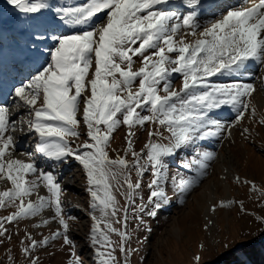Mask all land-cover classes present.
<instances>
[{"label":"snow or ice","instance_id":"snow-or-ice-1","mask_svg":"<svg viewBox=\"0 0 264 264\" xmlns=\"http://www.w3.org/2000/svg\"><path fill=\"white\" fill-rule=\"evenodd\" d=\"M5 2L27 17L29 54L24 63L30 67L25 73L20 65L14 66L24 75L20 82L0 78V182L11 184L0 190V208L17 209L0 218V236L7 232L5 222L39 216L41 223L36 227L56 220L63 231L57 230L41 241L28 234L30 244L23 252L30 264H38L34 252L47 246L50 239L62 237L65 244L75 247L65 219V190L56 174L61 166L75 160L84 170L91 197L89 239L95 264H118L110 233L120 236L119 250L126 257L130 250L125 245L131 237L126 231L127 209L125 230L115 228L110 219L120 210L112 181L120 186L122 176L129 189L127 199L134 203L142 180L132 183L131 169L135 168L140 177L150 170L147 203L153 207L147 215L154 217L156 210L168 203L169 180L180 193H189L207 175L217 153L203 150L199 158L182 160L184 169L193 170L195 165L194 174L188 177L179 171L169 176L174 159L182 152L203 149L204 141L230 137L232 128L249 110L252 117L256 116L251 104L255 85L235 78L250 71V62L264 68V0H252L248 7L244 4L249 0H243L207 19L203 0ZM100 13L106 15L101 17ZM187 36L194 38L191 43L185 42ZM134 57L143 64L138 70H133ZM215 76L234 79L215 83ZM174 77L182 80L179 90ZM137 79L139 87L134 91ZM222 109L235 114L227 127L218 117ZM149 123L159 128L148 132V143L136 152L133 129ZM259 123L264 125V118ZM81 124L88 139L78 142ZM121 125L128 129L127 149L124 156L111 159L110 141ZM244 133L249 129L244 128ZM29 140L34 141V153L47 170L38 166L33 153L17 152L18 145ZM129 153L132 161L126 158ZM41 188L47 195H40ZM233 203L229 200L221 206ZM146 208L147 204H141L139 211ZM45 210H52L54 215L43 218ZM120 222L117 218L116 223ZM6 238L11 240L10 235ZM72 255L70 264H82L74 251Z\"/></svg>","mask_w":264,"mask_h":264},{"label":"rangeland","instance_id":"rangeland-1","mask_svg":"<svg viewBox=\"0 0 264 264\" xmlns=\"http://www.w3.org/2000/svg\"><path fill=\"white\" fill-rule=\"evenodd\" d=\"M59 2L76 4L84 3L86 0H59ZM219 11V8L213 9L216 15L221 13ZM98 15L103 17L106 13ZM26 21L27 17L16 12L5 0H0V22H2L0 24L2 27L0 62L10 45L21 49V52H13L17 54L16 56L23 58L28 56L29 38L26 32L28 29ZM193 39L187 36L185 42L191 43ZM17 60L16 62H19ZM134 60L133 70L143 66L139 57H134ZM255 72L262 74L260 80L264 86V68L258 65L255 67ZM233 79L226 76L212 77L215 83H230ZM174 86L177 90L182 87V80L179 77H174ZM138 87L139 79L135 82L133 90H137ZM260 94L261 96L252 95L251 97V104L256 108L255 117H252L249 110L245 113L244 119L234 127L235 131L230 137L222 135L202 142L203 149L182 152L172 161L169 169L170 177L178 171L184 177L191 176L194 174L195 165L193 170L184 169L181 167L182 160L199 158L198 153L203 150L214 151L219 155V152H225L228 146L232 157L226 164L234 166L233 170L238 172L239 180L228 175L223 178L222 168L214 160L210 162L207 175L200 184L187 194L176 190L169 180L166 185L168 203L156 210L157 215L154 217L147 215V211L153 207L147 203L150 193L147 185L152 178L150 170L140 177L135 168L131 169L132 183H136L138 179L142 180L141 188L137 190L134 197V203H130L127 199L129 189L124 184L123 177H119L120 186L112 181L120 210L117 217H110V219L115 228L125 230L124 209H127L126 231L131 237L125 245L130 250L126 257L125 253L119 250L120 236L110 233L116 248L115 256L118 264H210L244 244L264 240V125L259 123L260 119L264 118V91ZM219 112L227 116L229 124L234 122L235 114L229 109H222ZM158 128V125L150 123L134 128L135 135L131 137L134 150L140 152L149 141L148 132ZM244 128H248L249 133L242 134ZM81 131L82 135L78 142L88 139L83 124H81ZM164 135L167 136L168 133L164 132ZM127 137L128 129L124 125L113 133L108 148L111 159H116L118 154L124 156L127 149ZM163 142L167 143L166 140ZM33 143L34 141L29 140L26 147H23L24 152L33 153L38 166L47 170L39 155L34 153ZM126 158L129 161L133 159L131 153ZM56 174L65 190L63 193L65 219L69 223L68 235L74 241L75 247L65 244L62 237L50 239L47 246L38 247L35 250L34 256L38 257V264H70L74 251L82 264H95L89 239L93 224L90 215L92 210L89 206L91 197L87 192L88 185L84 170L77 161L71 160L70 163L61 166ZM211 181L215 183L213 204L208 213L209 219H206V209L210 204L202 197ZM252 184H255V188ZM3 186L0 190H6L11 187V184L5 182ZM229 200L235 203L230 207L221 206V202L227 203ZM141 204H147L144 212L139 211ZM213 206H216L215 211L212 210ZM16 210L15 206L0 208V218L7 217ZM50 211L49 219L54 215V212ZM69 217H75V219H69ZM117 218L121 221L120 223H116ZM40 223L38 217L20 219L12 223L5 222L4 227L7 228V232L4 236H0L2 241L0 242V264H30V258L23 252V248L30 244L26 236L30 234L37 241H41L44 237H52L57 230L63 231V227L56 220H51L48 225L35 226ZM9 235L11 240L6 238Z\"/></svg>","mask_w":264,"mask_h":264},{"label":"bare ground","instance_id":"bare-ground-1","mask_svg":"<svg viewBox=\"0 0 264 264\" xmlns=\"http://www.w3.org/2000/svg\"><path fill=\"white\" fill-rule=\"evenodd\" d=\"M251 2L252 0H249V2L247 4H244L245 7L251 6ZM256 2H258V0H256ZM243 0H203V4H204V16L205 19L212 17L213 15H216L215 12H213L214 8H219V12H226L227 9L229 8H235L237 5L242 4ZM218 14V13H217ZM219 15V14H218ZM7 52L4 54V58L2 59V61L0 62V78H2L3 80H10L12 78L16 79V82H20L24 79V75L17 73V71L15 70V65H20L23 69L24 72L26 73L30 67L29 64L24 63V61L26 60V58L23 57H18L16 56L13 52H21V49L17 46L14 45H10L7 47ZM12 52V53H11ZM16 59H18L16 62ZM258 65L255 63H251L250 62V71L246 72L244 75L240 76V77H236V80H239L240 82H244V83H252L255 85L256 87V91L253 93L254 96H261V94L259 95V93L261 91H264V86L261 84L260 78L262 76V74L256 73L255 72V67H257ZM257 70V69H256ZM259 103H261L258 100ZM224 114V113H223ZM222 113L218 112V117L221 118V123L225 125V127H227L229 125L228 123V118L226 115H223ZM235 129L232 128V134L234 133ZM26 143L27 142H21L18 145V149L17 152H21V150L24 152L23 147H26ZM25 144V146H24ZM26 151V150H25ZM232 155H231V150L228 148V146H226V151H220L219 155H217L215 161H217L218 165L222 168V176L223 178L225 176H231V177H239L238 172H236L235 170H233V167L231 165L226 164L230 159H231ZM21 158H26V157H21ZM231 164V163H230ZM210 182V181H209ZM212 185L209 184L208 187L206 188V190L204 191L203 197L205 199V201L207 203H209L210 205L207 207L206 209V219H209L208 213L210 212L211 206H212V197L214 194V182L211 181ZM5 184V182H0V188L2 189ZM207 186V185H206ZM47 192L45 189L41 188L40 189V195H46ZM32 199H35V196L32 197ZM51 215V211L50 210H45L44 213L42 214L43 218L45 219H49ZM39 222H41L42 217H39Z\"/></svg>","mask_w":264,"mask_h":264},{"label":"trees","instance_id":"trees-1","mask_svg":"<svg viewBox=\"0 0 264 264\" xmlns=\"http://www.w3.org/2000/svg\"><path fill=\"white\" fill-rule=\"evenodd\" d=\"M210 264H264V240L244 244Z\"/></svg>","mask_w":264,"mask_h":264}]
</instances>
